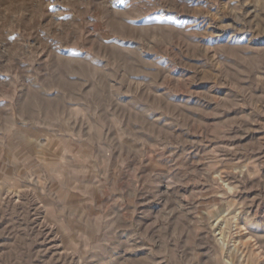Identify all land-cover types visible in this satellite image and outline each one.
I'll use <instances>...</instances> for the list:
<instances>
[{"label":"rangeland","instance_id":"obj_1","mask_svg":"<svg viewBox=\"0 0 264 264\" xmlns=\"http://www.w3.org/2000/svg\"><path fill=\"white\" fill-rule=\"evenodd\" d=\"M0 264H264V0H0Z\"/></svg>","mask_w":264,"mask_h":264}]
</instances>
